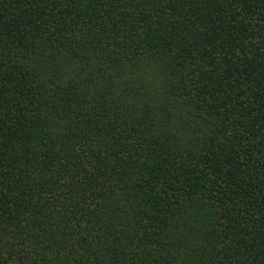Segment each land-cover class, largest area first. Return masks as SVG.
Returning <instances> with one entry per match:
<instances>
[{
    "label": "trees",
    "instance_id": "1",
    "mask_svg": "<svg viewBox=\"0 0 264 264\" xmlns=\"http://www.w3.org/2000/svg\"><path fill=\"white\" fill-rule=\"evenodd\" d=\"M0 264H264V0H0Z\"/></svg>",
    "mask_w": 264,
    "mask_h": 264
}]
</instances>
